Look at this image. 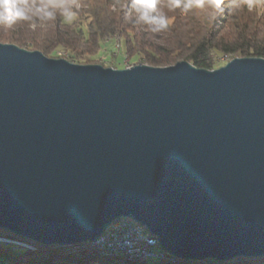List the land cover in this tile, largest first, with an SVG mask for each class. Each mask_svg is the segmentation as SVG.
I'll return each mask as SVG.
<instances>
[{
  "label": "water",
  "instance_id": "95a60500",
  "mask_svg": "<svg viewBox=\"0 0 264 264\" xmlns=\"http://www.w3.org/2000/svg\"><path fill=\"white\" fill-rule=\"evenodd\" d=\"M119 217L182 260L264 259V57L114 68L0 42V231L69 247Z\"/></svg>",
  "mask_w": 264,
  "mask_h": 264
},
{
  "label": "trees",
  "instance_id": "16d2710c",
  "mask_svg": "<svg viewBox=\"0 0 264 264\" xmlns=\"http://www.w3.org/2000/svg\"><path fill=\"white\" fill-rule=\"evenodd\" d=\"M79 1L80 8L72 6L77 0H16L25 13L23 18L11 20L0 5V42L39 50L50 58H60L58 50L65 48V57L75 63L96 62L89 57L98 54L101 43L112 36L124 39L130 56H140L154 66L188 60L197 67L214 69L216 52L264 57V11L242 0H224L223 19L216 17L217 12H198L193 0H156L157 11L151 15L175 19L159 35H155L154 23L139 19L131 7L133 0ZM34 245H25L28 248L0 241V264H141L104 256L92 244ZM19 248L24 251L16 252ZM181 260L152 264H178Z\"/></svg>",
  "mask_w": 264,
  "mask_h": 264
},
{
  "label": "rangeland",
  "instance_id": "374dc122",
  "mask_svg": "<svg viewBox=\"0 0 264 264\" xmlns=\"http://www.w3.org/2000/svg\"><path fill=\"white\" fill-rule=\"evenodd\" d=\"M193 1L195 3L196 10L198 12L202 13L203 15H206L208 13L210 14V12L213 15L214 13L217 12L215 14L216 17L222 18V12L225 9V7L222 6L224 3V0H193ZM242 1H245L249 4H252L260 12L264 11V0H242ZM217 5H219V6L217 7ZM72 6H74L76 8H80L81 2L79 0H77V2L72 3ZM174 20L175 19L172 18L168 21V23H173ZM155 35H159V32L157 31L155 33ZM58 54L60 55V58H66L65 56L68 55V50H66L65 48H61L58 50ZM234 57H242V56H237V55L229 54V53H219V52L214 53V61H215L216 68L226 64L228 61H230ZM55 58H59V57H55ZM89 59L96 61V62H91V63L102 64L105 67L112 66L114 68L131 67L133 65L141 64V63L152 65L149 62H146L145 60H143L140 56H138V57L130 56L127 53L124 39H120L116 36H112V37L105 39L101 43V48H100L99 53L96 55L90 56ZM91 63H79V64H91ZM176 63L177 62H175L173 64H176ZM173 64H171V65H173ZM167 66H169V65H167ZM2 235L4 236L5 239L9 238V240L3 241V242H6L8 244L18 245V244H15L14 242H11L10 241L11 237H8L7 234L2 233ZM19 246H21V245H19ZM24 247H28V246L24 245ZM34 247H35V245H34ZM70 247H72V246H70ZM28 248H31V247H28ZM22 251H24V250L21 248L16 249V252H18V253H21ZM244 261H246V260L238 259L236 261L229 262V263H217V264H230V263L231 264H240L241 262H244ZM250 261H252V260H250ZM180 262H187L188 264H194V263H206V262L208 263L210 261L196 262V261L181 260L177 263L180 264ZM141 264H146V263H141ZM171 264H176V263H171ZM241 264H264V259L254 260V263L244 262Z\"/></svg>",
  "mask_w": 264,
  "mask_h": 264
},
{
  "label": "built area",
  "instance_id": "2783aa9c",
  "mask_svg": "<svg viewBox=\"0 0 264 264\" xmlns=\"http://www.w3.org/2000/svg\"><path fill=\"white\" fill-rule=\"evenodd\" d=\"M99 245L127 249L135 256H146L147 259L149 255L160 253V245L154 244V235L146 227L128 217L114 220L100 237Z\"/></svg>",
  "mask_w": 264,
  "mask_h": 264
},
{
  "label": "bare ground",
  "instance_id": "6f19581e",
  "mask_svg": "<svg viewBox=\"0 0 264 264\" xmlns=\"http://www.w3.org/2000/svg\"><path fill=\"white\" fill-rule=\"evenodd\" d=\"M3 234H7L8 237H11L10 241L14 242L15 244L18 245H32L35 244L29 240L23 239L21 237L15 236L11 233L5 232V231H0V241H6L9 240V238H4ZM3 237V238H2ZM83 244H91V243H83ZM154 244L159 245L157 237L154 236ZM80 245V244H79ZM73 246H78V245H73ZM94 249L96 251H99L102 255L104 256H111V257H120L123 258L127 261L130 262H137V263H155L156 261H176L180 258L175 257L173 255L168 254L161 246H160V253L157 255H149V259L146 258V256H135L133 252L127 249H122V248H111L110 246H105V245H99V240L98 242L92 244ZM70 247V246H69Z\"/></svg>",
  "mask_w": 264,
  "mask_h": 264
},
{
  "label": "clouds",
  "instance_id": "9594fccd",
  "mask_svg": "<svg viewBox=\"0 0 264 264\" xmlns=\"http://www.w3.org/2000/svg\"><path fill=\"white\" fill-rule=\"evenodd\" d=\"M0 5L5 9L7 19L24 17V9L18 6L16 0H0ZM175 5L179 6L178 4ZM131 7L139 13L140 20L156 25L154 31H160L168 26V20L164 16L151 15L152 12L157 11L156 0H133ZM187 7L189 5H185V8Z\"/></svg>",
  "mask_w": 264,
  "mask_h": 264
}]
</instances>
